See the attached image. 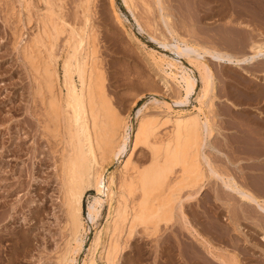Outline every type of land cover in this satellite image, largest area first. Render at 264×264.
<instances>
[{"label":"rangeland","instance_id":"374dc122","mask_svg":"<svg viewBox=\"0 0 264 264\" xmlns=\"http://www.w3.org/2000/svg\"><path fill=\"white\" fill-rule=\"evenodd\" d=\"M42 1L0 0V264H59L57 255L65 245V231L61 229L63 213L59 208V198L56 196L58 185L53 175L52 151L55 142L43 135L32 114L42 104L40 96L35 94V73L22 51V44L32 39L40 23L39 18L51 6ZM132 1L138 19L123 6L121 0H114V8L110 0H92L85 5V8H91L89 16H93L91 24L94 34L98 36V59L106 71L107 88L112 100L123 111L127 124L135 121L136 111L143 104L148 105L147 111L152 114L163 115L167 105H171L175 113L194 111L193 106L198 104V89L186 93L177 80L171 76L167 77L168 81L165 79L166 74H173L174 71L167 60L173 59L189 71L192 65L173 47L174 39L159 17L155 0ZM26 2L30 4L28 12L24 7ZM50 2L55 11L63 14L64 19L69 18L66 19L71 24L84 23L83 9L78 6L81 0ZM162 2L165 11L170 13L174 36L245 54L249 52L251 40L259 37L258 29L264 32V19L261 18L264 13L262 15L259 11L255 0ZM115 9L124 26L117 20ZM139 22L145 31H141ZM161 33L167 35L166 46L159 42L163 36ZM19 34L24 40H20L18 45ZM59 37L54 54L62 75L65 33ZM210 64L217 73V98L210 111L220 130L212 138L215 149H209V154L217 167L229 171L239 182L264 194V61L258 60L248 65V74L214 61H210ZM230 101L238 106L235 107ZM131 148L129 142L123 156L107 167H118L119 170ZM141 149L136 147L133 150L132 159L147 163L148 151ZM16 174H20V178L17 179ZM34 176L38 177L37 181L32 179ZM207 182L205 190L191 204L185 203L184 207L199 232L197 239H194L191 261L187 257L189 239L180 219L174 226L163 229L158 238L137 234L127 250L128 258H124L122 264H171L172 261V264H220L216 256L225 259L236 257L239 264H264V215L250 205H243L236 195L224 190L215 179ZM7 186H13V190L6 199L10 204L6 206L3 204V188ZM46 195L47 207L36 218L35 209L43 207ZM95 196V190L87 193L85 216H88ZM31 198L35 199L33 204L30 203ZM22 204L24 208L20 207ZM104 219L105 214L97 225L100 223L102 227ZM85 225L83 248L79 254H75L72 264H84L93 235L89 221ZM8 228L14 233L6 235L3 229ZM22 231L33 233L29 241L23 238ZM166 237L170 238L169 241Z\"/></svg>","mask_w":264,"mask_h":264},{"label":"bare ground","instance_id":"6f19581e","mask_svg":"<svg viewBox=\"0 0 264 264\" xmlns=\"http://www.w3.org/2000/svg\"><path fill=\"white\" fill-rule=\"evenodd\" d=\"M42 2L51 6L39 18L40 23L32 39L25 40L22 44V51L35 73V94L40 96L42 104L37 110H33L32 114L43 135L49 141L54 139L55 142L53 147L55 149L52 151L53 175L58 185L56 196L59 198V208L63 213L61 229L65 231L63 232L65 245L57 255L59 264H72L75 254H79L82 250L87 221L90 223L89 228L93 235L84 264H101V262L122 264V260L128 258L127 250L137 234L158 238L163 233V229L174 226L180 219L183 220L186 236L189 239L187 257L190 259L195 245L194 239H197L199 232L184 207L185 203L191 204L205 190L210 179H215L224 190L236 195L243 205H250L264 215L263 192L239 182L232 173L217 167L209 154V149H215L212 138L216 131L220 130L216 127L210 111L217 98V73L210 61L241 69L248 74L250 71L247 70L248 65L258 60L264 61V32L260 28L257 31L259 37L251 40L248 53H233L179 35L174 36L175 29L170 21V13L165 11L162 0H155L160 11L159 17L174 39L173 47L192 65L189 71L179 66L175 60H167V64L174 71L173 74H166L165 79L168 81L167 77L171 76L178 81L186 93L198 89L196 95L198 104L193 106L194 111L176 113L171 105H167L166 113L163 115L148 112V105L143 104L136 111L135 121L127 124L123 111L110 96L106 71L98 59L96 41L98 36L94 34L91 24L93 17L89 16L91 8L88 6L85 8V5L90 4L92 0H81V4L78 5L83 9L82 24H71V21L69 23L68 17L64 19L63 14L53 9L50 0ZM121 2L138 19L132 6L134 1L121 0ZM255 2L263 15L264 0H255ZM110 3L114 8V0H110ZM24 4L28 12L30 4L29 2ZM114 11L117 20L123 25L120 14L116 9ZM261 18L264 19L262 16ZM28 21H30L29 15ZM139 24L141 31H145L142 24L140 22ZM63 33H65V53L62 59V75H60L54 46ZM162 35L159 42L166 46L167 35ZM20 40L21 37L17 41L18 45ZM230 103L235 107L238 106L233 101ZM129 142L132 148L128 158L123 160L121 168L119 167L118 170V167L115 169L107 167L115 159L118 161L123 156ZM136 147L148 151L147 163L133 161L131 155ZM117 171L119 175L116 174ZM18 175H15L17 179L20 178ZM37 178L34 176L32 179L37 181ZM12 190L13 186L3 188L4 196H2L5 197L3 204L6 206L10 204L7 198ZM91 190H95L96 196L91 202L88 216H85L84 200ZM45 199L46 202L42 200L45 202L42 204L43 207L35 209L36 218L47 207V195ZM34 201L35 199L31 198L30 203L33 204ZM23 204L21 208H24ZM7 214L9 217V211ZM104 214L105 219L101 227L100 223L98 225L97 223ZM3 231L8 235L14 233L11 228ZM24 232L22 231L21 235L29 241L32 231H30L32 234ZM168 238L166 237L169 241ZM216 257L220 264H239L236 257L235 259Z\"/></svg>","mask_w":264,"mask_h":264}]
</instances>
